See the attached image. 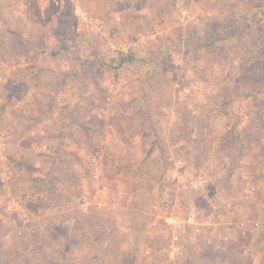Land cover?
Segmentation results:
<instances>
[{
    "label": "rangeland",
    "instance_id": "rangeland-1",
    "mask_svg": "<svg viewBox=\"0 0 264 264\" xmlns=\"http://www.w3.org/2000/svg\"><path fill=\"white\" fill-rule=\"evenodd\" d=\"M0 264H264V0H0Z\"/></svg>",
    "mask_w": 264,
    "mask_h": 264
},
{
    "label": "trees",
    "instance_id": "trees-1",
    "mask_svg": "<svg viewBox=\"0 0 264 264\" xmlns=\"http://www.w3.org/2000/svg\"><path fill=\"white\" fill-rule=\"evenodd\" d=\"M134 60L135 59H134V57L132 55H126L125 57L124 56L123 57L121 56L119 58V64L122 65L124 63L133 62Z\"/></svg>",
    "mask_w": 264,
    "mask_h": 264
}]
</instances>
